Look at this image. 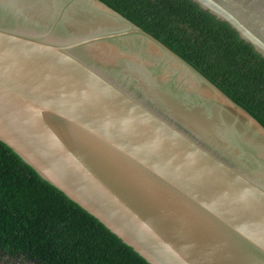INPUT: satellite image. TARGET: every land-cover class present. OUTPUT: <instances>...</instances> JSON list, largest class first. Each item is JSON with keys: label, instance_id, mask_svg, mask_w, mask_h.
Masks as SVG:
<instances>
[{"label": "water", "instance_id": "1", "mask_svg": "<svg viewBox=\"0 0 264 264\" xmlns=\"http://www.w3.org/2000/svg\"><path fill=\"white\" fill-rule=\"evenodd\" d=\"M264 57V0H191ZM0 141L149 264H264V126L100 0H0Z\"/></svg>", "mask_w": 264, "mask_h": 264}, {"label": "trees", "instance_id": "2", "mask_svg": "<svg viewBox=\"0 0 264 264\" xmlns=\"http://www.w3.org/2000/svg\"><path fill=\"white\" fill-rule=\"evenodd\" d=\"M184 58L264 126V57L191 0H100ZM149 264L0 141V257Z\"/></svg>", "mask_w": 264, "mask_h": 264}, {"label": "rangeland", "instance_id": "3", "mask_svg": "<svg viewBox=\"0 0 264 264\" xmlns=\"http://www.w3.org/2000/svg\"><path fill=\"white\" fill-rule=\"evenodd\" d=\"M30 264L29 262H21V260H17L14 258H0V264Z\"/></svg>", "mask_w": 264, "mask_h": 264}, {"label": "flooded vegetation", "instance_id": "4", "mask_svg": "<svg viewBox=\"0 0 264 264\" xmlns=\"http://www.w3.org/2000/svg\"><path fill=\"white\" fill-rule=\"evenodd\" d=\"M0 258H8V257H4V256H2V257H0ZM21 262H25L24 260H21ZM27 262H29L30 264H35L34 262H32V261H27ZM24 264V263H23Z\"/></svg>", "mask_w": 264, "mask_h": 264}]
</instances>
